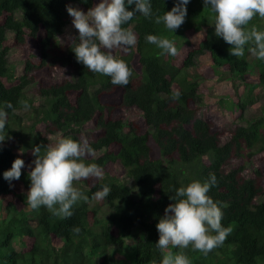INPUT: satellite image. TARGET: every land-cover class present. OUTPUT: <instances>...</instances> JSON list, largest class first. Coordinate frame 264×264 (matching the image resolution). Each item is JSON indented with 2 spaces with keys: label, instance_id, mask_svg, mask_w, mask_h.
<instances>
[{
  "label": "trees",
  "instance_id": "1",
  "mask_svg": "<svg viewBox=\"0 0 264 264\" xmlns=\"http://www.w3.org/2000/svg\"><path fill=\"white\" fill-rule=\"evenodd\" d=\"M95 3L98 0H0V108L11 102L15 109H6V139L0 150V264H115L109 249L125 251L124 264H160L168 251L183 252L191 264H264V202H258L264 197V156L251 178L245 177L243 166L230 169L233 160L264 155V108L260 117L230 130L222 142L217 115L200 116L195 81L227 77L240 82L251 97L264 89V61L254 56L250 60L247 46L243 57L230 56V46L214 35V13L204 9L202 0H191L185 22L175 32L141 14L124 26L135 33L137 42L129 51L113 49L112 55L127 63L132 76L127 86H114L110 77L91 73L76 61L72 48L78 31L72 37L64 34L72 24L66 5L87 12ZM151 3L158 15L173 6V0ZM252 26L264 30V18L255 16L248 27ZM148 34L173 40L177 55H161L146 42ZM12 50L21 53L20 77L8 61ZM202 57L208 65L194 76L190 71ZM57 71L71 76L57 81ZM32 86L41 101L38 106L25 94ZM25 102L30 105L31 125H23L16 115ZM246 102L232 105L239 119ZM130 111L138 116L128 119ZM85 126L91 127L86 140L81 136ZM58 134L87 141L93 151L82 159L103 169L101 178L80 182L77 189L88 199L78 201L69 218L45 207L31 209L26 196L33 148L41 146L43 155ZM11 140L24 151L26 165L13 187L3 178L17 158L5 145ZM117 166L124 179L117 176ZM210 173L217 185L209 195L222 207V224L231 228L223 245L207 255L191 247L169 246L161 252L155 246L156 224L173 202L172 189L193 180L203 182ZM103 185L111 193L101 216L89 204ZM55 239L60 246L53 244ZM130 240L133 244L128 246Z\"/></svg>",
  "mask_w": 264,
  "mask_h": 264
},
{
  "label": "clouds",
  "instance_id": "2",
  "mask_svg": "<svg viewBox=\"0 0 264 264\" xmlns=\"http://www.w3.org/2000/svg\"><path fill=\"white\" fill-rule=\"evenodd\" d=\"M87 2V0H85ZM191 0H173L170 11L163 15L153 12L151 0H98L85 13L78 7L66 5L72 26L78 31L72 51L76 61L91 73L110 77L114 86H127L132 69L122 59L112 55L113 49L129 51L137 42L136 35L124 27L133 17L141 14L146 19L155 18L156 24H163L175 32L188 14L187 5ZM204 9L214 13V35L230 46L229 54L243 57L245 49L257 60L264 61V30L249 24L255 16L264 18V0H202ZM146 42L161 50V55L175 57L178 49L175 42L165 37L148 34ZM179 92L175 93L178 98ZM25 110L30 105L25 102ZM15 111L11 102L0 108V150L6 139L5 129L8 123V111ZM23 152V150H20ZM93 149L87 141H78L70 137L60 138L54 146L47 147L41 155V146L33 148L34 160L27 165L30 168L27 190L28 206L36 210L45 207L54 215L69 218L73 215V206L82 199H88L74 186V182L89 178H101L103 169L96 163H85L82 159ZM25 161L17 157L11 168L3 173L5 181L13 187V181H19ZM217 185V178L210 173L208 179L201 182L193 180L187 185L173 188L169 203L163 216L156 224L157 249L164 252L171 246L176 249H188L207 255L213 249L223 245L231 228L222 224L224 216L218 201L209 195ZM111 193L107 185L93 193V198L103 200ZM160 264H191L183 252L164 254Z\"/></svg>",
  "mask_w": 264,
  "mask_h": 264
},
{
  "label": "rangeland",
  "instance_id": "3",
  "mask_svg": "<svg viewBox=\"0 0 264 264\" xmlns=\"http://www.w3.org/2000/svg\"><path fill=\"white\" fill-rule=\"evenodd\" d=\"M78 7V6H75ZM80 8V7H78ZM81 9V8H80ZM83 10V9H81ZM84 11V10H83ZM86 13V11H84ZM132 29V28H131ZM77 30L71 25H69L64 30V34L66 36L72 37ZM119 48L114 49L118 51ZM249 59H252V55L249 56ZM9 63L15 68V76L20 77L23 75L24 65L21 58V53L17 50H12L8 56ZM208 65V61L206 57H202L195 62V67L191 69V74L194 76H200L201 72L205 70ZM71 74L68 71H57L55 74V80L59 81L62 78L70 77ZM195 81L199 84V95L201 98L200 104V116L203 118L209 113H214L218 117V126L220 130L223 132L222 142H226L228 140V132L233 130L237 126H246L248 121H251L255 118L260 117L263 114L264 108V89L260 88L255 91L254 94L250 97V95L244 90L242 84L238 81L232 82L227 77H215L213 80L206 81L201 77L195 79ZM27 95V99L33 100L34 106H38L41 104V101L37 100V89L35 86L28 87L25 91ZM252 100V102H250ZM246 102V106L242 112V119H239L238 113L233 108V103L235 102ZM30 110L21 109L16 112L18 118L21 119L23 125H31L30 120ZM137 115L136 111H130L127 114L128 119H133ZM18 124V122H17ZM13 128H16L15 123L12 122ZM91 127L85 126L81 129V136L84 140L87 139L90 134ZM61 138V135L58 134L50 139L49 145L54 146L57 141ZM5 145L12 148L16 157L22 158L24 157V151L21 152V148L18 147V142L15 140L6 141ZM264 156L263 154H259L252 158V160L247 161L246 159L236 161L233 160L231 162L230 169H234L240 166H243L245 171L244 175L246 178H251L255 169L257 168V164L260 159ZM117 176L124 179V172L120 166L116 167ZM80 182H74L75 187H79ZM131 188H134L132 183H129ZM258 202H264V197L259 199ZM90 207L95 208L99 211L100 215L103 216L106 212L105 200L93 199V202L89 204ZM53 244L55 246H60L61 241L55 239ZM133 241H128L127 245L131 246ZM15 248L19 249L18 245L15 243ZM17 249V250H18ZM123 252L119 249H109L108 253L110 254V258L112 262L115 264H124L125 257Z\"/></svg>",
  "mask_w": 264,
  "mask_h": 264
}]
</instances>
